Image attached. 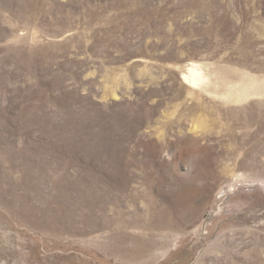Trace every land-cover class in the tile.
Masks as SVG:
<instances>
[{"label": "rangeland", "instance_id": "obj_1", "mask_svg": "<svg viewBox=\"0 0 264 264\" xmlns=\"http://www.w3.org/2000/svg\"><path fill=\"white\" fill-rule=\"evenodd\" d=\"M0 264H264V0H0Z\"/></svg>", "mask_w": 264, "mask_h": 264}, {"label": "bare ground", "instance_id": "obj_2", "mask_svg": "<svg viewBox=\"0 0 264 264\" xmlns=\"http://www.w3.org/2000/svg\"><path fill=\"white\" fill-rule=\"evenodd\" d=\"M183 79L193 87H200L205 82L201 67L194 63L188 65Z\"/></svg>", "mask_w": 264, "mask_h": 264}]
</instances>
